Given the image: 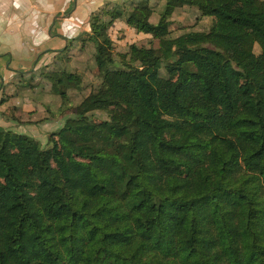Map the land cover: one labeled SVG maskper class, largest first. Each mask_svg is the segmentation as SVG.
<instances>
[{
    "label": "trees",
    "instance_id": "1",
    "mask_svg": "<svg viewBox=\"0 0 264 264\" xmlns=\"http://www.w3.org/2000/svg\"><path fill=\"white\" fill-rule=\"evenodd\" d=\"M191 8L215 28L172 37ZM121 19L176 80L152 46L115 51ZM89 26L99 87L73 107L65 55L42 73L64 117L46 147L0 129V264H264V0L106 4Z\"/></svg>",
    "mask_w": 264,
    "mask_h": 264
},
{
    "label": "crops",
    "instance_id": "2",
    "mask_svg": "<svg viewBox=\"0 0 264 264\" xmlns=\"http://www.w3.org/2000/svg\"><path fill=\"white\" fill-rule=\"evenodd\" d=\"M126 2L155 6L159 0H0V129L32 137L41 145L61 129L64 117L50 115V88L42 73L61 66L65 55L71 65L76 59L85 64L91 60L95 68L88 45L83 48L80 41L90 32V16L106 4ZM189 14L198 16L195 8ZM109 33L119 47L128 48L133 38L150 39L129 28L124 19Z\"/></svg>",
    "mask_w": 264,
    "mask_h": 264
},
{
    "label": "rangeland",
    "instance_id": "3",
    "mask_svg": "<svg viewBox=\"0 0 264 264\" xmlns=\"http://www.w3.org/2000/svg\"><path fill=\"white\" fill-rule=\"evenodd\" d=\"M190 10L185 13V16L178 15L174 16L172 18V25L170 27L171 30V35L172 37H176L182 32L185 31V29H190L193 31H211L214 29L215 25L214 23L216 22L215 18H202L198 20V16L194 14H189ZM189 14V15H188ZM182 16H184L182 18ZM181 17V18H180ZM181 19V21L179 20ZM180 21V22H178ZM158 22V17L154 16V20L152 24L156 25ZM183 29H182V28ZM115 37V36H114ZM118 37V36H117ZM118 40H122L123 37L119 35ZM115 40V39H114ZM130 45L135 44L137 46H152L156 50V55L161 57L162 59V66H161V75L167 79L170 80H176L177 74L174 71L171 63H170V53L161 50L158 47V43L156 40H152L151 38L148 40H141L137 41V38L130 39ZM127 44V46L129 45ZM120 45L116 44L114 45V49L117 53L123 54L127 51V47H119ZM212 48L219 50L221 52H224L226 54L232 55L236 57L238 60H242L245 55H246V46H238V45H233V44H227L221 41H215L214 45L211 46ZM89 52H90V57L89 59L93 58L91 57L92 53V47H89ZM117 49V50H116ZM255 53L259 52L258 47H255L254 49ZM90 61L88 64L83 63V60H73L72 65L69 64V70L73 71L80 77V86L76 89H70L68 90L69 93V100L73 104L72 106L74 107L77 105L87 94L93 90L99 87L101 83V76L97 68L94 66H90ZM54 68H57V65L54 66ZM48 104L49 109H50V115H53L58 117V114L60 110L62 109V106L60 104L59 97L56 95H51L49 98L47 97V102L46 105ZM107 120V114L106 113H96L94 122L96 124H101ZM45 142L42 143V147H46Z\"/></svg>",
    "mask_w": 264,
    "mask_h": 264
}]
</instances>
